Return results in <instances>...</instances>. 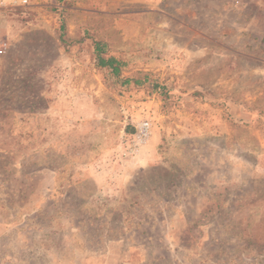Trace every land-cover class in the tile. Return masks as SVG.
Returning <instances> with one entry per match:
<instances>
[{
    "label": "rangeland",
    "instance_id": "374dc122",
    "mask_svg": "<svg viewBox=\"0 0 264 264\" xmlns=\"http://www.w3.org/2000/svg\"><path fill=\"white\" fill-rule=\"evenodd\" d=\"M0 48V264H264V0H0Z\"/></svg>",
    "mask_w": 264,
    "mask_h": 264
},
{
    "label": "trees",
    "instance_id": "16d2710c",
    "mask_svg": "<svg viewBox=\"0 0 264 264\" xmlns=\"http://www.w3.org/2000/svg\"><path fill=\"white\" fill-rule=\"evenodd\" d=\"M94 55L96 64L112 78H119L127 64L120 57L110 55L108 52V44L103 41L96 40L94 42ZM146 80H148V77L143 80L140 78L127 77L124 83L134 82L136 85H141Z\"/></svg>",
    "mask_w": 264,
    "mask_h": 264
},
{
    "label": "built area",
    "instance_id": "2783aa9c",
    "mask_svg": "<svg viewBox=\"0 0 264 264\" xmlns=\"http://www.w3.org/2000/svg\"><path fill=\"white\" fill-rule=\"evenodd\" d=\"M27 0H25L26 2ZM3 53V49L0 48V54ZM135 132L131 135H127L125 138V145L127 153L136 154L139 149L150 139L153 129L154 122L149 119L140 120L136 127Z\"/></svg>",
    "mask_w": 264,
    "mask_h": 264
}]
</instances>
